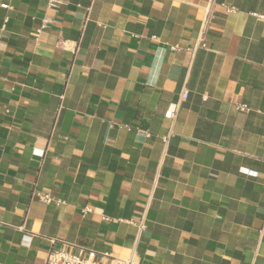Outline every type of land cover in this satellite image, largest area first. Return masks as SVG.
Wrapping results in <instances>:
<instances>
[{
    "label": "crops",
    "instance_id": "1",
    "mask_svg": "<svg viewBox=\"0 0 264 264\" xmlns=\"http://www.w3.org/2000/svg\"><path fill=\"white\" fill-rule=\"evenodd\" d=\"M56 1L0 0V264H264V0Z\"/></svg>",
    "mask_w": 264,
    "mask_h": 264
},
{
    "label": "built area",
    "instance_id": "2",
    "mask_svg": "<svg viewBox=\"0 0 264 264\" xmlns=\"http://www.w3.org/2000/svg\"><path fill=\"white\" fill-rule=\"evenodd\" d=\"M59 2L56 0H49V8H54L58 5ZM46 26L43 24L37 33H40L42 29ZM186 93H182L181 98H186ZM239 110L245 111L247 108L244 105L238 107ZM37 202L43 205H49L50 203H55L59 205V201H55L49 194H35L34 195ZM91 211L88 208L83 210V213H90ZM107 260L102 261L98 260L93 252H90L87 256L82 254H72L68 251L51 250L47 253L44 264H135L134 254H131L127 259H118L111 256H104Z\"/></svg>",
    "mask_w": 264,
    "mask_h": 264
}]
</instances>
